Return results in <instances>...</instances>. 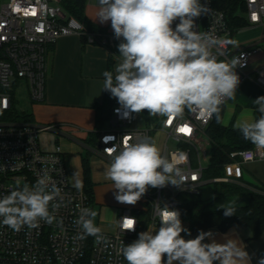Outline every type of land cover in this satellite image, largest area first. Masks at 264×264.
I'll return each instance as SVG.
<instances>
[{
	"label": "built area",
	"instance_id": "obj_1",
	"mask_svg": "<svg viewBox=\"0 0 264 264\" xmlns=\"http://www.w3.org/2000/svg\"><path fill=\"white\" fill-rule=\"evenodd\" d=\"M206 2L211 11L196 18L195 30L211 32L220 41L221 60L243 54L244 66L235 69L240 77L237 89L242 81L250 80L264 96V65L251 69L253 57L264 51L263 47L258 43L237 46L235 38L243 29L233 32L225 13L217 8L216 0H201L202 4ZM243 7L248 28L264 24V0H243ZM178 22H174L173 28ZM69 36L83 37L91 44L106 47L122 42V38L118 40L106 32L88 30L65 10L62 0H0V198L8 195L17 181L34 185L44 171L61 189L63 197L52 202L60 204L58 209L53 210L49 206L56 217L52 224L40 221L37 228L25 226L16 232L0 223V264H127L118 252L121 241L127 246L138 239L140 232L147 231L148 226L158 228V204L181 213L182 203L189 197L201 195V188L209 183L204 180L207 168L203 162L212 158L209 156L211 140L208 129L215 116L206 119L186 109L181 117L165 123V117L152 119L144 110L146 127L139 129V114L125 116L126 109L114 98L108 120L110 128L98 131L99 154L111 162L105 148L115 144L120 149L125 141H154L163 155L180 161L179 167L186 182L179 188L171 184L163 188L149 187L139 200L143 208L123 210L118 217L116 231L101 232L108 244L96 243L93 236L79 238L81 229L75 221L81 208L93 210L90 199L84 188L71 184L62 147L57 145L46 151L41 146V136L57 131V126L15 122L8 118L14 106L13 92L17 80L25 81L33 102L45 101L49 50L60 38ZM185 128L190 131H181ZM107 137L114 139L106 140ZM249 153H255L254 146L231 153L230 161L222 168L223 175L212 182L245 186V165L264 163V158L259 155L249 160ZM125 216L136 218L135 231H120L118 221ZM180 219L182 221V214Z\"/></svg>",
	"mask_w": 264,
	"mask_h": 264
},
{
	"label": "clouds",
	"instance_id": "obj_2",
	"mask_svg": "<svg viewBox=\"0 0 264 264\" xmlns=\"http://www.w3.org/2000/svg\"><path fill=\"white\" fill-rule=\"evenodd\" d=\"M99 6L96 19L101 23L111 21L115 38H122L115 74L103 73V90L126 109L125 116L147 110L149 116L165 117L168 123L187 109L202 118L215 116L220 122L221 106L234 97L240 83L235 69L244 63L243 54L219 59L223 55L219 52L220 41L211 32L195 30L196 18L211 11L207 2L99 0ZM254 104L259 117L244 118L234 125L254 146L255 153L248 154L249 160L254 155L264 158V96L256 98ZM104 151L111 157L105 176L113 182L119 203L135 205L149 187L171 184L179 188L186 182L180 161L163 155L154 141H125L120 149L114 144ZM57 198L63 199L61 189L47 171L34 185L17 181L10 193L0 198V223L16 232L25 226L37 228L40 221L52 224L56 217L49 206L58 209L60 204L52 203ZM218 207L225 217L236 215L235 200ZM157 215L158 229L148 226L127 246L121 241L118 252L127 264H251L252 257L240 240L226 234L224 242H217L214 233L202 230L195 238L185 239L181 233H191L183 227L179 210L158 204ZM96 216L95 210L80 209L75 221L81 229L79 238L93 236L96 243L108 244L94 223ZM136 224L135 217L125 216L118 221L121 232L135 231ZM257 264H264V257Z\"/></svg>",
	"mask_w": 264,
	"mask_h": 264
},
{
	"label": "crops",
	"instance_id": "obj_3",
	"mask_svg": "<svg viewBox=\"0 0 264 264\" xmlns=\"http://www.w3.org/2000/svg\"><path fill=\"white\" fill-rule=\"evenodd\" d=\"M86 18L98 28L104 30V32L114 36L111 21H108L105 25H101L91 21L87 15ZM253 28L262 30L260 34L262 39H254L244 44L236 43L237 46L242 47L249 43H258L260 45L262 44L261 46L264 49V24ZM245 29H248V27L242 31ZM117 49V44L116 46L109 47L91 44L85 38L79 36L60 38L50 48L52 64L47 80L46 98L41 104L34 105L33 120L30 123L35 124L36 121L34 118L38 117L43 122L40 123L42 125L57 126V131L44 133V136H41V146L46 151L53 150L57 145L62 147L70 181L74 187L77 183L79 184V188H84L85 186L83 165L85 158L89 162L90 179L93 188L98 186L113 187V182L105 176V170L110 162L103 158L97 151L98 136L95 138L92 134L104 129V125L102 128H99L98 117L104 113V110L110 112V108L108 107H110L111 100L114 101L110 92L103 90V73L105 71H111L115 74L117 65L114 64L113 55ZM78 52L83 55L81 63H76L73 60L74 54H78ZM263 65L264 63L259 65L252 60L251 69L254 70ZM77 81L81 84L80 91L73 88H65L68 84L73 86L77 85ZM261 96H263L261 89L252 81H242L234 97L222 105L224 113L229 108V111L234 116L232 123L228 122L224 124L222 121L223 125H232L234 127L236 120L239 121L244 118L252 119L251 113H253L255 118L256 106L254 100ZM157 117L149 116L152 119ZM87 134H90L89 139H86ZM255 165L257 163L245 165L243 180L245 186L241 187L248 192H256L255 190L259 188L264 194V185L260 182L261 179L257 180L249 169L255 167ZM93 210L97 212L94 223L101 229V232L114 233L117 229V220L121 212L123 210L134 209H129L128 204L117 202L115 195H113L110 205L105 207L95 205ZM208 231L215 234L214 238L217 242H224V236L226 234L231 238L240 240L246 246V251L252 257L251 264H257L258 260L264 257V248L263 245H260L264 241V234L255 239L252 231L247 226H236L227 231H221L217 228L205 230V232ZM181 235L184 237L187 236L185 233H181ZM251 243H253L254 247L253 253L250 248Z\"/></svg>",
	"mask_w": 264,
	"mask_h": 264
},
{
	"label": "trees",
	"instance_id": "obj_4",
	"mask_svg": "<svg viewBox=\"0 0 264 264\" xmlns=\"http://www.w3.org/2000/svg\"><path fill=\"white\" fill-rule=\"evenodd\" d=\"M88 0H62V5L65 10L76 17L84 26L90 31L104 32L92 22H90L85 15V8ZM216 6L226 15L229 27L233 32H239L247 27L248 23L242 12L244 11L243 0H216ZM114 100V99H113ZM113 102H110V112L104 110V113L99 115V128H102L105 121L110 119L111 108ZM100 111V110H99ZM224 108L221 106L220 122L217 123L216 118L208 129V136L211 140L212 158L211 166L206 170V174L211 178H219L223 175V166L230 161L229 155L233 152L250 149L253 145L244 140L241 133L232 125L224 126L223 121ZM260 115L256 111L255 118ZM8 118H20L24 122H32V115L24 113L22 116L16 113L15 108L8 113ZM95 138L98 132L92 134ZM84 175L85 186L84 190L87 193L91 204L94 202L93 185L90 179V169L88 159H84ZM244 189L236 185V189ZM245 190V189H244ZM261 191L259 188L257 189ZM247 191V190H246ZM248 192V191H247ZM249 201L246 205L237 206L236 215L225 217L222 210H212V206L219 199L215 198L213 201L204 203L200 200L191 199L184 202L181 207L182 221L189 222L188 230L190 233L205 231L212 228H217L221 231H227L236 226H247L253 233L255 239L264 234V194L259 192H248ZM187 235V234H185ZM189 236V235H187Z\"/></svg>",
	"mask_w": 264,
	"mask_h": 264
},
{
	"label": "rangeland",
	"instance_id": "obj_5",
	"mask_svg": "<svg viewBox=\"0 0 264 264\" xmlns=\"http://www.w3.org/2000/svg\"><path fill=\"white\" fill-rule=\"evenodd\" d=\"M88 2L89 3L87 4V8H86L87 17L91 21H93L95 23H98V24H101V25H103V24L105 25L107 22L106 23H101L98 19H96L97 13H98V10H99V7H100L98 1L97 0H90ZM242 15H243V13H242ZM261 31L258 30L257 28H253V27L245 29L239 35L236 36L235 42L237 44H244V43H247V42H249L251 40H254V39H260L261 38V35H260ZM119 44L120 43H117V48H118ZM50 54H51V52L49 50L46 86H47V80L49 78V73H50L51 64H52L51 58H50ZM118 55H119V51L117 49L116 53L113 55V60L115 61L114 64H116V65H117ZM82 58H83V55L78 52V54L77 53L74 54L73 60L76 63H78V62L81 63L82 60H83ZM253 60H254V62H256L259 65L263 64L264 63V51L256 54L253 57ZM76 70H74V71H76ZM77 80H79V78H77ZM80 85L81 84L79 83V81H77V85L73 86V85H69L68 84V86H65V88H73V89H77L78 91H80V89H81ZM46 92H47V90H46ZM13 93H14V108H15V111H16V113H18L21 116L24 113L33 115V113H34V110H33L34 105L35 104H41V103L33 102L31 100V98L29 96V93H28L27 85H26L24 80H17V85L14 87V92ZM223 116H224V118H223V123L224 124L228 123V122L232 123L234 116H233V113H231L229 111V108L226 109V112L224 113ZM251 117L254 118L253 113H251ZM34 120L36 121V123H35L36 125H42L40 123H43V122H41V120H39L38 117L34 118ZM138 120H139V122H138L137 127L139 129H144L146 127V115H145L144 112H141L138 115ZM13 121L22 122L23 120L20 119V118H14ZM237 122L238 121L236 120L235 124ZM103 128L105 130L110 128V124L108 123V121H105ZM89 138H90V134H87L86 135V139H89ZM42 142H43V140H42ZM42 145H43V143H42ZM209 156L210 157L212 156V148L209 149ZM203 165H204L205 168L208 169L211 166V160L210 159L204 160ZM249 169L253 173L254 177L257 178V180L261 179L260 182L264 185V180H262V179H264V163H257V165H255V167L249 168ZM213 179H215V178L209 177L206 174V172H205L204 173V180L205 181H209V183L204 185L201 188V191H202L201 195L194 196V197H189L188 200L196 199V200H200V201H202L204 203L205 202L208 203L210 201H213L215 198L219 199L212 206H210V209H212V210H222L218 206L221 205V204L226 203V201L235 200L237 202V206H243V205H246L248 203L249 195H248V192L246 190H244L242 188L237 190L236 189V185H234V184L214 183V182H212ZM116 191L117 190H115L113 187H108V186L107 187L98 186L96 188L94 187L93 188L94 202L92 203V208H94L95 205H99L101 207H105V206L110 205L111 198L113 197V195L115 194ZM141 208H143V205L140 202H137L135 205H129V209L139 210ZM182 225H183V227H185L187 229L190 226L189 222H183V221H182ZM199 232L200 231L192 233L189 236L190 239L191 238H195L198 235ZM260 245H263V248H264V241ZM250 248H251V252L253 253V251H254L253 243H251V247Z\"/></svg>",
	"mask_w": 264,
	"mask_h": 264
},
{
	"label": "snow or ice",
	"instance_id": "obj_6",
	"mask_svg": "<svg viewBox=\"0 0 264 264\" xmlns=\"http://www.w3.org/2000/svg\"><path fill=\"white\" fill-rule=\"evenodd\" d=\"M181 131H185V132H188L190 131L189 129L185 128V129H181Z\"/></svg>",
	"mask_w": 264,
	"mask_h": 264
},
{
	"label": "water",
	"instance_id": "obj_7",
	"mask_svg": "<svg viewBox=\"0 0 264 264\" xmlns=\"http://www.w3.org/2000/svg\"><path fill=\"white\" fill-rule=\"evenodd\" d=\"M184 238H185V239H189V236H185Z\"/></svg>",
	"mask_w": 264,
	"mask_h": 264
}]
</instances>
